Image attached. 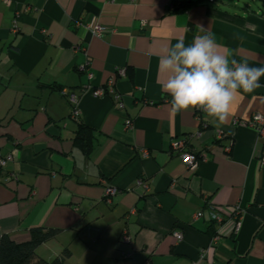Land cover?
I'll return each mask as SVG.
<instances>
[{"label": "crops", "instance_id": "obj_1", "mask_svg": "<svg viewBox=\"0 0 264 264\" xmlns=\"http://www.w3.org/2000/svg\"><path fill=\"white\" fill-rule=\"evenodd\" d=\"M172 2L0 0V147L19 175L0 176V234L22 242L34 227L59 229L37 254L68 248L65 264H204L216 225L195 213L239 205L241 229L218 241L211 264H264V137L240 123L264 115V87L237 96L218 126L199 109L173 113L159 70L164 50L190 45L199 27L229 59L264 67V0H204L182 13ZM93 20L116 30L94 36ZM80 124L92 130L86 148L74 140ZM199 132L192 170L173 142ZM108 187L116 193L106 197ZM125 229L132 245L121 243Z\"/></svg>", "mask_w": 264, "mask_h": 264}, {"label": "clouds", "instance_id": "obj_2", "mask_svg": "<svg viewBox=\"0 0 264 264\" xmlns=\"http://www.w3.org/2000/svg\"><path fill=\"white\" fill-rule=\"evenodd\" d=\"M199 30L202 34L190 45L180 39L160 55L159 70L167 74L162 91L170 95L173 113L199 109L220 126L227 123L237 96L264 87V67L229 59L219 51L213 33Z\"/></svg>", "mask_w": 264, "mask_h": 264}, {"label": "built area", "instance_id": "obj_3", "mask_svg": "<svg viewBox=\"0 0 264 264\" xmlns=\"http://www.w3.org/2000/svg\"><path fill=\"white\" fill-rule=\"evenodd\" d=\"M6 4L10 5L12 0H4ZM87 28L89 31L97 37H102L107 32L115 31L116 29H110L109 27L93 20L87 23ZM120 74L124 73V69L118 70ZM89 78H92L94 74L89 71ZM114 88V80L110 81L109 89ZM92 93L95 96H100L105 94V89L98 88L92 89ZM69 99L73 104L72 115L76 118L79 116L80 111L77 108V97L72 94L69 95ZM117 107L122 109L124 108V102L119 94L115 96ZM243 125L252 126L256 129L258 134L264 137V115L261 113H255L251 120L249 121H240ZM126 125L128 127L132 126L131 119H127ZM200 136L199 133H189L185 137L176 139L173 142V150L178 153L183 162L192 170H196L199 162L202 160V155L200 156L198 153L191 148V142ZM14 156L12 154H4L3 149L0 147V176H2V181L5 183H9L11 181L17 182L19 181V175L6 168L8 161L13 160ZM259 161L262 167H264V150L259 157ZM138 185L143 189V191L148 190V185L143 180L138 181ZM116 193V189L112 187H108L105 190V196L108 197L112 194ZM242 208L239 205H215L208 203L206 207L202 210L195 213L194 218L196 219H204L208 222H211L216 225V231L211 236L209 244L204 247L201 252L199 259L204 264H211L214 261L216 247L218 241L224 237H229L236 235L239 233L242 226ZM174 236L177 240L183 239V233L181 231L174 232ZM121 243L132 245V236L128 233L127 229H125L121 236ZM126 257L132 256V250L125 253Z\"/></svg>", "mask_w": 264, "mask_h": 264}, {"label": "trees", "instance_id": "obj_4", "mask_svg": "<svg viewBox=\"0 0 264 264\" xmlns=\"http://www.w3.org/2000/svg\"><path fill=\"white\" fill-rule=\"evenodd\" d=\"M204 0H173L172 7L174 13L186 12L194 4ZM92 130L85 124H80L75 134V143L84 148L88 145V140ZM87 150V149H86ZM59 229L47 227H34L31 229L30 238L17 242L7 234H0V263L1 264H65L71 256L68 248L53 260H46L38 256V247L59 234Z\"/></svg>", "mask_w": 264, "mask_h": 264}]
</instances>
